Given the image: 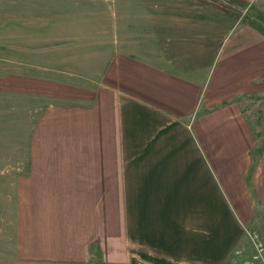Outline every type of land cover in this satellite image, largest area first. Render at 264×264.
<instances>
[{"label": "crops", "instance_id": "crops-1", "mask_svg": "<svg viewBox=\"0 0 264 264\" xmlns=\"http://www.w3.org/2000/svg\"><path fill=\"white\" fill-rule=\"evenodd\" d=\"M159 1L158 30L111 41L92 71L16 87L35 114L20 168L1 169L2 264H261L246 231L264 239V34L233 7L264 0Z\"/></svg>", "mask_w": 264, "mask_h": 264}, {"label": "rangeland", "instance_id": "rangeland-1", "mask_svg": "<svg viewBox=\"0 0 264 264\" xmlns=\"http://www.w3.org/2000/svg\"><path fill=\"white\" fill-rule=\"evenodd\" d=\"M159 2L0 0V233L8 235V248L15 176L1 173V169L6 157L11 159L7 168H20L15 158L25 154L29 124L35 114L33 99L23 96L16 87H21L24 76L51 75L56 66L78 71L82 65L79 61L85 58L88 71H92L96 51L110 49L111 41L146 37L151 28L158 30ZM233 8L240 9L243 19L249 22L255 19L258 9L245 3L243 10ZM100 43L108 46L99 47ZM4 258L0 251V264Z\"/></svg>", "mask_w": 264, "mask_h": 264}, {"label": "built area", "instance_id": "built-area-1", "mask_svg": "<svg viewBox=\"0 0 264 264\" xmlns=\"http://www.w3.org/2000/svg\"><path fill=\"white\" fill-rule=\"evenodd\" d=\"M246 232L253 249L251 258L259 261L261 264H264V239L256 230L247 229Z\"/></svg>", "mask_w": 264, "mask_h": 264}, {"label": "trees", "instance_id": "trees-1", "mask_svg": "<svg viewBox=\"0 0 264 264\" xmlns=\"http://www.w3.org/2000/svg\"><path fill=\"white\" fill-rule=\"evenodd\" d=\"M250 23L264 34V11L257 9L255 19L251 20Z\"/></svg>", "mask_w": 264, "mask_h": 264}]
</instances>
